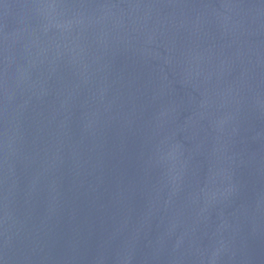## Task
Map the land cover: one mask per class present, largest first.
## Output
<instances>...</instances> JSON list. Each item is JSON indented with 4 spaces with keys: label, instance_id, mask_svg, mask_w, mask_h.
Segmentation results:
<instances>
[{
    "label": "water",
    "instance_id": "1",
    "mask_svg": "<svg viewBox=\"0 0 264 264\" xmlns=\"http://www.w3.org/2000/svg\"><path fill=\"white\" fill-rule=\"evenodd\" d=\"M0 264H264V0H0Z\"/></svg>",
    "mask_w": 264,
    "mask_h": 264
}]
</instances>
